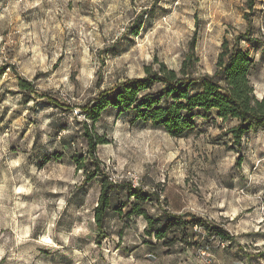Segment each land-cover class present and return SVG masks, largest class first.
I'll list each match as a JSON object with an SVG mask.
<instances>
[{"label":"rangeland","instance_id":"obj_1","mask_svg":"<svg viewBox=\"0 0 264 264\" xmlns=\"http://www.w3.org/2000/svg\"><path fill=\"white\" fill-rule=\"evenodd\" d=\"M249 5L0 0V264H264V128L238 145L228 131L237 120L217 110H198L196 127L174 137L133 121V111L106 109L94 126L107 138L96 154L114 185L105 236L95 221L104 175L89 177L82 134L81 107L100 91L144 76L147 65L179 70L188 54L195 75L213 74L225 40L255 58L250 77L262 97L264 0ZM248 32L252 41L241 38ZM128 171L151 188L144 206L157 228L170 215L191 221L183 239L168 246L148 235L145 217L126 214Z\"/></svg>","mask_w":264,"mask_h":264},{"label":"trees","instance_id":"obj_2","mask_svg":"<svg viewBox=\"0 0 264 264\" xmlns=\"http://www.w3.org/2000/svg\"><path fill=\"white\" fill-rule=\"evenodd\" d=\"M249 6L254 7V0H250ZM248 35L249 32L241 38L246 37L245 39L252 41ZM195 61L194 55L188 54L179 70L170 68L165 62H159L157 69L147 65L144 76L118 82L100 91L95 98L81 107L82 113L87 117L83 121L82 134L87 141L88 153L94 167L88 175L90 178L99 173L104 175L95 208L96 226L101 236H105V217L111 206L114 185L105 171L101 170V160L96 154L97 146L107 143V138L96 132L94 126L106 109L114 107L133 111V121H150L174 137H181L196 127L195 117L198 110L206 113L217 110L218 117L224 121L237 120L228 131L238 145H242L244 136L264 128V95L258 97L255 93L250 75L256 61L249 50L238 45L230 47L228 40H225L213 74L195 75ZM7 67H1V71H6ZM17 79L22 90L36 99L40 98L32 81L20 74H17ZM125 182L128 198H133L126 214L145 217L148 235L154 234L168 246H172L178 238L183 239L186 236L190 220L183 215H170L165 225L157 228L158 218L151 215L144 206L151 200V190L134 186L129 181ZM155 194L159 200V194ZM205 227L210 233L220 230L212 224ZM171 234L174 237L170 242L167 239ZM223 239H226L225 236Z\"/></svg>","mask_w":264,"mask_h":264},{"label":"built area","instance_id":"obj_3","mask_svg":"<svg viewBox=\"0 0 264 264\" xmlns=\"http://www.w3.org/2000/svg\"><path fill=\"white\" fill-rule=\"evenodd\" d=\"M123 179L126 180V181L131 182L134 186H141V187H144L147 190L151 189L149 186L141 184V178L135 172L128 171L127 174H125V176H123ZM115 181H117V180H115Z\"/></svg>","mask_w":264,"mask_h":264}]
</instances>
